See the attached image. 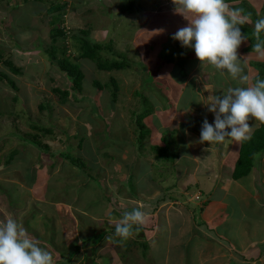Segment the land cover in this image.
<instances>
[{"label": "rangeland", "instance_id": "1", "mask_svg": "<svg viewBox=\"0 0 264 264\" xmlns=\"http://www.w3.org/2000/svg\"><path fill=\"white\" fill-rule=\"evenodd\" d=\"M19 2L20 0H0V72L8 73L18 87L16 90L0 77V161H6L15 150L22 154L21 159L13 163V168L5 166L0 172V183H3L0 212H5V219L15 218L26 208L30 211L32 204L34 209L30 213L35 214V219L32 221V217L28 216L32 227L27 225L26 229L29 234H34L33 236L41 241L42 247L53 253L55 264H93L90 259L92 250L82 241L84 237L93 236V232L97 229L101 231L104 225L107 233L99 234L97 231L96 238H93L96 244L110 243L107 245L108 249L111 251L115 248L119 252L126 251V248L130 247L127 244L132 247L136 244L139 248L138 242L131 239L121 241L115 236V230L112 231L115 222H108L111 214L116 211L115 214L121 217L124 212H130L129 209L138 208L137 204L142 198L144 204L145 199L147 200L146 209H154L153 206L163 204L168 200L167 198L173 196L178 200L176 202L168 200L164 207L169 210L176 205L179 207L182 205L191 212L197 207L196 203H200L197 199L201 196L199 191L193 192V190L196 189V184L200 185V183L202 186L200 185L199 188L205 190L206 178L209 183L207 189L210 187L213 189L214 184L224 186L232 194L242 195V212L247 218L252 215L264 219V192L259 189L263 177V174H260L261 168H254L249 173L248 176L251 177L255 170L251 179L246 177L241 179V183L235 182L228 176L234 170V161L238 157V151L241 150L240 144L226 142L211 147L208 143L199 142L203 120L207 118L210 124L214 123V114L206 105L207 97L212 94L222 96L228 87H235V81L229 76L223 79L219 74L215 79L212 75V67L209 70L207 67L201 69L199 60L195 58L196 60L187 65L191 70L187 80L176 85L177 91L180 88V93L174 96L173 85L178 81L177 77L174 74L171 76L168 67L165 69L162 65L161 68L165 70L157 71L161 52L164 50L166 56L167 53L171 55L170 51L173 50L171 46H174V43H169L171 35L187 26L188 22L183 17L179 18L178 14L172 13L170 7H164L163 11L158 10V7L152 8L156 6L152 3L157 2L145 4L144 0L138 3L140 8L142 7V12L134 14L122 12L121 8L129 4L127 0H44L40 12L34 11L31 5L13 11ZM55 6L60 7L54 14L59 18L56 21L68 36L66 41L58 38L55 47L66 51L67 56L72 54L80 64V70L86 79L81 92L74 90L66 73L60 71L56 63L53 64L49 58L52 55L49 33L51 28L53 29V26H50L53 17L47 18L46 12ZM247 6L258 18L264 17V0H251ZM34 12L44 18L39 19ZM43 19H48V25ZM37 22L36 26H39V29L37 31L34 29L33 33L36 35L32 36L33 33L27 32L32 31L27 26H35ZM24 27L28 30L23 32ZM161 28L163 32L158 31ZM81 31H87L86 39L92 44L103 46L101 53L105 58L110 59L115 55L119 59L126 58L125 69L105 72L98 70L95 64H91L88 60L77 58V51L72 45L76 41L72 38L74 34L82 37ZM17 38L21 41L33 39V42L25 43L28 49L22 51L16 46ZM65 44L66 49H64ZM245 44L246 41L237 50L238 58L242 62L245 58L242 55ZM107 48L113 51L110 53ZM54 53L58 58L64 57L63 52ZM6 58H11L15 67L22 70V74H16L8 69L3 64V59ZM164 59L167 61V57ZM250 62L246 58L245 67L242 65L244 75L251 66ZM162 63L164 64L163 61ZM248 73L249 80L243 86L252 84L251 69ZM150 76H154L155 80L150 81ZM169 79H172V84L167 83ZM94 82H99L101 88L98 89ZM198 83L200 85L195 89L194 86H198ZM199 88L202 91H199ZM55 89L68 91L67 102L61 101L63 94L55 92ZM187 89L195 94L191 100L203 104L202 109L196 110L192 105L182 101ZM114 93L116 98L113 97ZM249 122L254 124V119H250ZM34 124L44 125L54 131L52 136L46 134L42 138L44 143L51 147V153L43 154L29 142L23 144L22 138L37 132L32 128ZM141 131L144 133L142 142L145 144L146 152L144 160L140 158L135 161ZM162 131H169L168 138L176 132V135L182 138L181 150L185 151L187 157L195 163L192 170L177 181L176 190L169 191L167 196L160 188L166 190V187L173 186L176 179L173 170L167 168V163H161L162 168L159 173H164V179L159 177L157 182H153L151 174L147 172L149 166L141 165L143 161L152 159L156 155L150 150L152 144L165 145L162 140L167 134ZM85 144L91 147L89 153L83 150ZM206 148L210 150L205 151ZM65 152H70L75 162L84 161L86 167L80 169L73 166L62 156ZM219 153L223 156V160H227L226 163H221ZM180 156V160L186 159L182 154ZM258 156L264 158V154ZM19 165L25 172L28 166L32 167L31 172L27 173L30 181L40 174L47 183L42 186L43 189H39L40 191L29 189L25 195L22 194L17 198L14 202L16 203L14 210L18 209V214L14 212L12 217L11 214L7 216L12 201L8 194L10 188L19 186L22 190L26 189L25 185L28 186L24 174L22 177L26 184L16 168ZM261 165L264 167V160ZM218 168H224L223 174L224 172L227 174V181L222 177V171H217ZM134 169L136 180L134 179L135 185L132 188L128 185V181ZM3 172L7 174V178L4 174L2 177ZM90 175L95 179H90L88 191L82 189L80 192L79 187L88 181ZM136 175L141 178L143 176L139 183H136L138 182ZM70 179H74L72 181L75 185H82L71 187L73 182L70 183ZM68 184L71 185L68 187ZM242 185L245 187L243 188ZM250 186L256 187L261 195L255 198L247 197L243 190ZM173 192L175 195L171 194ZM76 194H83L80 199L83 200L84 208L89 207L86 210L94 211L93 214L84 212L79 221L76 218L80 212L75 208L80 201L78 199L73 201L72 207L69 203L68 205L61 203L72 200ZM28 197H32L33 201L30 202ZM38 197H41L40 200ZM43 201L55 203L59 215L46 217L48 211L42 207ZM71 217H75V220ZM97 217L104 220H98L95 227V222H92L93 218L96 220ZM243 217L244 215L240 214L239 219H244ZM196 219H201L200 212L197 213ZM15 220L17 221L16 218ZM107 225H111V228ZM182 229V226L175 225L171 236L169 232L165 234L166 239H176ZM59 233H63L65 238L62 244L58 242ZM75 241L80 246L78 251L73 248ZM99 246L96 261L104 264L102 259L104 257L106 260L108 250ZM103 251L106 254L102 255ZM190 252L191 249L185 252L186 264ZM106 261L110 264L108 260Z\"/></svg>", "mask_w": 264, "mask_h": 264}, {"label": "crops", "instance_id": "2", "mask_svg": "<svg viewBox=\"0 0 264 264\" xmlns=\"http://www.w3.org/2000/svg\"><path fill=\"white\" fill-rule=\"evenodd\" d=\"M147 2H157L156 4L152 3L156 5L152 8L158 7V10L163 11L164 7L166 8L170 7L172 13H175L174 12L175 6L173 5L172 0H144L145 4ZM247 47L248 44L246 43L245 48ZM242 55L245 58L247 57L249 61L256 60V61L264 62V60L259 59L256 56V54H249L248 52L247 53L243 52ZM245 64L246 63L243 64L244 67ZM250 69L251 72L253 71L255 72V70L252 69V66H249V70H246L247 73L250 71ZM212 71L214 73L215 69H212ZM199 85L200 84L198 83V86ZM250 126H253L252 134H251L252 136L255 133V131L262 126V124H259V122H256L254 120V124L250 123ZM219 156H220L219 158H221V163L222 164L226 163L227 160L225 159L223 160L222 158L223 156L221 155V153H219ZM188 160H190L192 164L194 163V161H192L191 159ZM263 160L264 158L262 159L258 157V159L256 160V165H254L255 169L260 167L261 168L260 174H263V177L261 179L262 180L261 192H264V167H261L262 166L261 163ZM3 164H1L2 166L0 167L1 168L0 172L2 169L5 168V166H9L10 168H13V163L7 164L4 161ZM224 167L226 166L224 165ZM16 168L21 174V177L24 174V177L26 178L28 184L29 177L26 174L25 170H21L19 169V167ZM223 169L224 168L222 169L218 168L217 171L218 172L222 171L221 175L222 177H224L225 181H227V174L225 172L223 174ZM254 172L252 173V176L254 175ZM3 174L5 175V178L8 177L7 174L4 172L1 173L2 177L4 176ZM42 177H43L42 175L38 174L36 179L33 181V186L25 185L26 189L21 190L19 186L11 187L12 188L11 192L13 191V193H11L10 196L12 198L11 200L13 202H16L17 198H19L22 194L25 195V193L29 189L31 190L32 189L39 190L40 188L43 189L42 186H44L45 183H47L46 182L47 180L42 179ZM63 179L65 180V177ZM72 180L70 179V183L73 182L71 187H79L80 185H82V184L75 185V182ZM22 181L25 183L23 177H22ZM89 181L90 180L88 179L86 183H83V185L79 187L80 192L82 191V189H85L86 192L88 191ZM206 181L207 182L204 181L205 190H207L206 191L207 193H210L209 195L210 201L207 203V205L204 208H202V210H200V207H202L203 204L201 202L196 203L197 207L196 208L194 207L193 211L191 212L187 211L188 209H186L182 205L180 207L176 205V207L168 210L167 207H164L166 203H168V200L165 201L163 204H160L158 206H153L154 209H146L145 204L147 203V200L145 199V204H144L143 203L144 198H142L138 202L137 207L140 208L142 211L146 212L149 218L148 221L143 226L134 228V234L130 238L132 241L138 242L137 246H139V248L136 247V244H134L135 247H132L131 245L130 247L126 248V251L122 250L119 252L116 251L115 248L111 249L110 251L107 246L110 243H106V242L104 244L99 243L97 245L95 244L96 245L95 246L93 242L90 243L88 241L89 239L94 237L95 231L93 232V236L84 237L83 238L84 241L82 242L85 243L84 245L86 247H89L90 250H92L90 251V254H92V256L90 257L92 263L96 262L95 264H100L99 262L96 261L98 258L96 253L97 247L100 245L99 248L108 250L106 251L107 254L103 251L102 255L104 254L107 255L106 260H108L110 264H186L185 252L188 249H191V252L189 254L188 264H264V219H259L256 216H252V215H249V217L247 218V215H245V213L242 212V195H239V193L237 195L232 194L231 192H229V189L224 188V186L220 187L219 185L216 186L214 184L213 186L216 188L213 187V189H211L210 187L209 189H207V186L209 184L207 178ZM237 182L241 183V181H237ZM2 184L3 183H1V185ZM69 185L71 184H68L67 186L69 187ZM245 186L247 187L248 184ZM245 186L242 185L243 188ZM257 190L256 187L254 188L253 186H250L249 188H246L243 191L247 197L249 196V198H255L256 196L259 197L261 195ZM2 191L3 190L0 189V197H2ZM171 194H174V192ZM82 196L83 194L82 195L76 194V196H74L72 200L66 202L61 201V203L66 205H68L67 203H69V206L71 207L73 201H75L76 199L80 201L76 205L77 208H75L76 211L80 212L79 213L80 215H78L76 218L78 221L82 219L83 215L81 214H85L84 212L92 213V214L94 213V211L89 212V210H86L89 208L88 206H87L88 208L86 209L84 208L83 200L80 199V197ZM31 198L32 197H28V200L30 202L33 201ZM40 198L41 197H38V200H40ZM177 200L178 199H175L173 201L176 202ZM204 202H207V199H205ZM42 207H44L46 211H48L46 212L45 215L46 217L51 215L53 216L59 215L55 203H48L46 201H43ZM30 208L34 209V206L31 204ZM32 209H30V211ZM133 209H129V210L131 211ZM30 211H28V209L26 208L25 210L20 211L18 214V209L12 211L9 206L8 208L9 214L7 212L6 213L8 214L7 216L11 214L10 216L12 217H14L13 216L14 212L15 214H18L15 217L17 219V222L20 223L24 228H26L27 225H30V227H32L30 224L32 222H30L31 220L30 221L28 220V216L32 217V221L35 219L34 216L35 214L30 213ZM115 212L111 214V219L108 220V222L113 223L122 217L116 215ZM198 212H200V218H201L200 220L196 219ZM4 213L5 212L3 213L0 212V219H5L6 216ZM240 214L244 215L243 217L244 219L241 218L239 219ZM71 218H74L75 220V217H71ZM98 220L102 221L104 219L97 217L95 220V218H93L92 223L95 222V227H97L96 222H98ZM175 225L182 226L183 229L177 234L176 239L173 238L166 239L165 234L169 232L171 236L173 227ZM107 226L111 228V225H107ZM105 227L106 225H104L101 228L102 229L101 231L100 229L97 228L96 229L97 231H99V234L100 233L106 234L107 231ZM112 228L114 231L115 227L112 226ZM241 233H243V235ZM59 234H60L59 235L60 239L58 240V242L62 244L65 238L62 235L63 233L62 234L59 233ZM241 237L244 239H241ZM58 242L56 240V244H58ZM74 244L75 245L73 248L75 250L76 247L80 248L77 241H75ZM53 249L56 248L53 247ZM94 251H95V255H94ZM65 254L66 253H64V255ZM102 260L104 264H107V261L105 260L104 257Z\"/></svg>", "mask_w": 264, "mask_h": 264}, {"label": "clouds", "instance_id": "3", "mask_svg": "<svg viewBox=\"0 0 264 264\" xmlns=\"http://www.w3.org/2000/svg\"><path fill=\"white\" fill-rule=\"evenodd\" d=\"M172 3L175 14L188 22L186 27L177 30L172 39L179 41L182 47L194 50L201 69L212 67L221 77L229 76L238 81V86L228 87L222 96L212 94L207 97L206 105L214 114V123L210 124L207 118L203 120L199 142L208 143L211 147L226 142L236 143L241 148V143L251 139L253 126L249 125V120L264 124V79L243 86L249 80L247 75H242V65L247 57L242 62L237 52L242 43H247L248 36L241 32V26L251 22V13H245L243 8H231L226 0H172ZM158 31L163 32V29ZM253 38L255 43L252 52L248 53L264 60V17L255 21ZM247 48H244V53ZM238 152L234 170L229 176L232 180L240 150ZM258 155L254 154V165L260 158ZM246 177L251 179L253 176ZM200 198L197 201L204 204ZM148 218L140 208L124 212L115 221V235L121 241L130 239L134 228L143 226ZM0 264H55V259L53 253L42 247L41 241L29 234L26 228L14 218H6L0 219Z\"/></svg>", "mask_w": 264, "mask_h": 264}, {"label": "trees", "instance_id": "4", "mask_svg": "<svg viewBox=\"0 0 264 264\" xmlns=\"http://www.w3.org/2000/svg\"><path fill=\"white\" fill-rule=\"evenodd\" d=\"M44 0H20V2L16 5V8L13 9V11L17 10L20 7H24V6H28L31 5L34 8V11H39L40 12V7L42 5ZM140 0H129V4L125 5L124 7L121 8L123 13H139L141 12V8L139 6ZM139 3V4H138ZM226 3L229 4V6L231 8H243L245 10V13H251V17H250V23H247L243 26H241V32L244 35L248 36V40L247 43L249 45V47L246 49L247 52H252V45L255 43V40L253 38V26L254 23L257 19H259L254 12L251 11V8H249L247 5L249 4V0H226ZM138 5V6H137ZM60 7L55 6L54 8H50L49 12H46V16L47 18H49V16L53 17L52 23H50V26H53V29L51 28V32L49 33L51 42H52V52H51V56L49 57L51 62L56 63L57 67L60 69V71L66 73V75L68 76V78L70 79L71 83L73 84V88L75 91L77 92H81L82 90V86L85 83L86 79L84 74L82 73V71L80 70V64L77 63V59L73 57V55H69L67 56L66 51L61 50L59 48H56V43L58 38L61 40H67L68 36L67 34L61 30V26L58 25L57 21L59 18L58 16H55V12L59 11ZM249 9V10H246ZM34 14L39 17L35 12ZM53 14V15H52ZM181 16H179L180 18ZM42 19L44 17H39V19ZM44 20V19H43ZM41 21V20H40ZM46 22V24L48 25V19L44 20ZM39 22V21H38ZM38 22L35 24V26H27L28 28H30L29 31L28 28L24 27L23 28V32L27 31L29 32V34L33 33L34 29L35 31H37L39 29V26H36L38 24ZM180 22V21H179ZM152 28H154L152 26ZM163 28V27H162ZM161 28V29H162ZM173 29V28H172ZM175 30V29H174ZM82 35V37H79L77 35H73V38L76 42L75 44H72L75 48V50L77 51V58L79 59H86L88 60L91 64H95L96 68H98V70H102L105 72H111V71H119V70H123L125 69V62L127 61L126 58L123 57H115L113 56L112 58H105L104 56H102V51H103V46L100 44H92L89 40L86 39V35H87V31H81L80 32ZM36 34H32V36H35ZM29 42H33V39L28 40ZM28 41L24 40L21 41V39L17 38L16 39V46L18 47V49H21L22 51H25L28 49V47H26V45H24L25 43H27ZM64 41V42H65ZM173 42L174 46H171V48H173V50H171V55L170 54H166L165 56V52L164 50L161 52V59L158 65V69L159 70H165L168 67V70L171 74V76L174 74L177 77V82L173 85V95L175 96L177 93H180V86L179 91H177V84L178 83H183L185 82V80H187V77L189 76L188 74H190L191 70L188 69L187 65L189 63H191L192 61L196 60V55L193 49L190 48H184L181 46L179 41H175L172 39V35L171 38L169 40V43ZM42 46V45H41ZM168 46H170V44H168ZM167 46V47H168ZM67 46L65 44L64 49H66ZM108 52H112L113 50L111 48H107ZM170 49V48H169ZM63 52L64 53V57L62 56V58H58L56 56V53L54 52ZM246 52V53H247ZM254 53V52H253ZM66 54V57H65ZM1 57L2 53H1ZM164 57H167V61H165V59L163 60ZM122 58V59H121ZM162 61L164 62V64L162 63ZM3 64L10 69L12 72L16 73V74H22V70L19 68H16L14 65V62L12 61L11 58H6L3 59ZM161 65L165 68L162 69ZM251 66L252 69L256 70L257 73H255L254 71L251 72L252 73V84H254L256 82L257 79H264V62H260V61H251ZM207 69H211L210 67H207ZM214 69V68H212ZM175 70V72H173ZM177 70V71H176ZM168 72V71H167ZM176 72H180V74H176ZM219 73L215 70V72L213 73V77L216 79L217 75ZM249 73H247L246 71V75H248ZM242 75H244V72L242 73ZM0 77L7 81L8 84H10L11 86H13L16 90L18 89L15 81L11 78V76L4 72L1 71L0 72ZM150 81H154L155 78L154 76H150ZM223 79H226V76L222 77ZM169 84H172L171 81L172 79L167 80ZM238 84V81H235V86ZM96 84V87H98V89L101 88V84L98 82H94ZM114 86H116V83L113 82ZM195 89H197L199 86H194ZM199 91L200 90L199 88ZM199 91L196 93V95L199 93ZM55 92L63 94L61 95V101L65 102L66 101V97L68 96V91H62L61 89H55ZM138 94V93H137ZM195 94H193L191 91H189L188 89L186 90V93L184 96H182V101L185 102L186 104H190L192 105V107L196 110H200L203 108V104L202 103H198L195 100H191V98L194 96ZM113 97L116 98V94H113ZM114 100V99H113ZM67 102V101H66ZM184 103V104H185ZM156 106V104H155ZM151 110V109H150ZM146 115H144L145 117ZM32 128L34 130H36V133H32V134H28L26 135L24 138H22V140L24 141V145L26 142H29V144L32 145V147H36L41 153L43 154H49L51 153V147L47 144L44 143V139L42 140L43 136H46V134L51 135L54 134V131L51 128H47L44 125H37L34 124L32 125ZM162 133L167 134L165 136V138L162 140L165 145H151L150 150L154 153H156V155H154V157L152 159H146L145 161H143L141 163V165H143L144 167L149 166L147 172L148 174H151V179L153 182H157L156 180H158V178H162L164 179V173H159L162 165L161 163H167V168H171L173 170V174L175 176V183L173 184V186L171 187H166L164 190L163 188H160V190H162L163 194L165 196L168 195V192L171 190H176V185H177V181L179 179H181L185 174H187L190 170H192V167L194 166V163L192 164V162L190 160H188L189 158L187 157V153L182 149V143L180 142V139H182L178 134L176 135V132H173L171 138H168V133L169 131H162ZM143 132L141 131V138L138 140V147H137V158L135 161H137L140 158H144V153L146 152V147L145 144H143L142 140H143ZM22 144V146H24ZM90 145L85 144L84 145V151L85 152H90ZM181 150V151H180ZM70 152H65L62 153V156L64 157V159H66L69 163H71L73 166H76L78 168H84L86 167V164L84 161H74L75 159L72 157V154ZM264 154V124H262V126L257 129L255 131V133L251 136V139L249 141L243 142L241 143V150H240V155L239 158L237 160V164H236V169L233 173V179L235 181H238L246 176L249 175V173L252 170V167L254 165V154ZM183 155V157H186V159H182L180 160V155ZM22 154L19 151H14L12 152V154H10L9 158L6 159L5 163L7 164H12L15 163L17 160L21 159ZM144 160V159H143ZM3 162L0 161V167L2 166ZM153 163V164H152ZM133 166V165H132ZM19 169H21L20 165L18 166ZM154 167L156 169H154ZM32 167L28 166L26 169V174L28 172H31ZM133 169V167H132ZM134 173H135V169L132 173H130L131 175H129V181H128V185H130L132 188L134 187L133 185H135L134 183ZM156 173V174H155ZM138 177V182L136 181V183L140 182V178L138 175H136ZM205 177V176H203ZM95 179L94 176L90 175L89 176V180L90 179ZM143 178V176H142ZM141 178V179H142ZM35 180V177H33V179L30 181L28 185L29 186H33V181ZM116 180V179H115ZM136 180V179H135ZM200 185L202 186V184L200 183ZM199 184H196V189L193 190V192H197L199 191V193L201 194V201H204L205 199H207V202H205L202 207H200V210H202V208H204L207 203L210 201L209 195L210 193H207L205 190H201V188H199L200 186ZM198 187V188H197ZM0 189H1V183H0ZM5 190V188H4ZM12 188H10L8 194L11 196V193H13V191L11 192ZM166 191V194H165ZM4 196V194H3ZM7 197V196H6ZM8 198V197H7ZM168 200H175L178 199L176 197H169L167 198ZM14 202L11 201L10 203V209L13 211L15 209L14 207ZM113 229V228H112ZM113 231V230H112ZM97 231H95L96 234ZM93 238H96V236L94 235ZM93 238L89 239V242H93L94 245L96 244V242L93 241ZM117 239V238H116ZM121 240V238H119ZM86 241V240H85ZM97 245V244H96ZM95 245V246H96ZM127 246H131L130 244H127ZM80 248L76 247V251H78ZM94 255H95V251H94ZM96 262H93V264H95Z\"/></svg>", "mask_w": 264, "mask_h": 264}]
</instances>
